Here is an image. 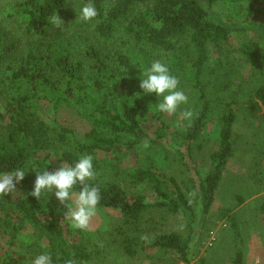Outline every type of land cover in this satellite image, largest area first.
<instances>
[{
    "label": "trees",
    "instance_id": "1",
    "mask_svg": "<svg viewBox=\"0 0 264 264\" xmlns=\"http://www.w3.org/2000/svg\"><path fill=\"white\" fill-rule=\"evenodd\" d=\"M236 1L241 0H91L98 15L84 22L78 14L89 0H0V173L17 168L26 171L12 194L0 196V249L5 239L4 244L20 254L14 258L8 249L3 250L0 264H27L42 253H50L52 264H64L68 259L86 264L99 257L105 248L92 242L85 230L69 226L64 217L67 209L54 192H43L39 200L30 195L36 170H55L50 159H56L59 166L74 165L84 154L93 156L96 178L88 183L100 188L97 208L120 213L114 235L122 251L135 255L140 249L153 250L170 254L173 261H192L195 211L199 210L201 226L205 225L235 152L239 106L235 96H213L209 90L205 70L211 50L229 46L233 28L213 19L208 9L218 2ZM242 1L264 10V0ZM55 12L64 21L60 28L48 19ZM255 29L261 40L249 39L238 45V51L260 71L253 94L264 108V27ZM69 45L78 49L68 50ZM134 59L141 70L128 72ZM153 60L165 63L179 78V88L188 96V103L180 106L195 113L191 122L184 120L182 130L188 151L209 122L218 124L211 168L200 180L192 201L173 177L165 179L153 156H147V164L121 173L134 186L152 189L159 202H148L139 192L131 195L124 185L100 174L107 165L121 170L116 169L118 156L114 153L135 151L145 140L155 143L165 137L162 127L155 140L144 129L151 110L158 111L159 98L139 87L143 71ZM40 99L52 104L54 114L65 106L86 121L89 128L83 137L77 138L72 127L55 118L45 120ZM80 187L74 186L73 193ZM153 206L174 216L185 215L188 237L174 230L141 236L144 214ZM232 209L223 208L217 218L229 221L239 243L243 240ZM259 213L264 228V200ZM28 229L30 237L24 242L21 233ZM199 262L209 264L204 259ZM231 264H245L239 245Z\"/></svg>",
    "mask_w": 264,
    "mask_h": 264
},
{
    "label": "rangeland",
    "instance_id": "2",
    "mask_svg": "<svg viewBox=\"0 0 264 264\" xmlns=\"http://www.w3.org/2000/svg\"><path fill=\"white\" fill-rule=\"evenodd\" d=\"M208 11L213 19L221 20L233 28L229 46L211 50L205 70L209 90L213 96L215 93L224 97L235 96L239 106L234 125L235 152L227 164L214 202L206 215L205 225L201 226L199 210L195 211V230L190 237L193 259L189 264H200V259L209 264H231L236 245L244 251L245 264H264V228L259 213V205L264 200V108L260 107L258 101L256 103L253 94L254 87L258 85L261 77L260 71L238 51V45L249 39L261 40L255 27L263 30L264 10H255L249 3L241 0L218 2ZM67 49L78 48L73 49L69 45ZM135 70H141L137 59H134L131 67L127 69L128 72ZM39 102H43L40 112L45 120L55 118L61 124L72 127L77 138L81 139L89 128L88 123L69 108L61 106L59 112L54 114L52 104L43 99ZM184 109V106H180L177 112L171 115L151 110L144 129L150 140H155L158 129L162 127L165 137L155 140V143L148 141V148H144L142 143L135 151L114 153V156H118L114 161L118 162L116 169L119 167L121 170L117 171L111 165L103 166L100 170L103 179L119 182L131 195L137 192L143 194L148 202H159L161 200L152 189L143 185L134 186L126 176L133 169L147 164V156H153L166 180L173 177L190 201L196 198L197 186L211 168L210 153L217 148L218 124L216 121L209 122L203 136L193 143L188 151L182 139L184 120L180 113ZM178 120L181 121L180 127H177ZM49 162L53 164L54 169L59 167L56 159L52 158ZM123 170L127 171L125 176L121 173ZM75 194L73 193L74 196ZM69 205H72L71 200ZM231 207L232 212L236 214L237 232L243 243L235 241V231L228 220L217 218L223 208ZM187 220L183 214L174 216L162 207L153 206L144 214L145 224L140 235L154 234L159 230H174L183 237H188ZM120 222L118 211L97 208L85 233L92 242L101 244L105 249L101 250L99 257H94L86 264H185L181 260L173 261L170 254L160 251L140 249L135 255L126 254L114 235V229ZM68 223L71 228H75L70 220ZM29 232L30 229L23 231L21 240L27 242ZM4 241L5 239H2L0 253L8 249L14 258H18L20 254L4 244ZM31 261L27 264H31Z\"/></svg>",
    "mask_w": 264,
    "mask_h": 264
},
{
    "label": "clouds",
    "instance_id": "3",
    "mask_svg": "<svg viewBox=\"0 0 264 264\" xmlns=\"http://www.w3.org/2000/svg\"><path fill=\"white\" fill-rule=\"evenodd\" d=\"M98 15L94 4L89 0L84 4L78 14V18L84 22L91 21ZM49 22L57 28H60L64 21L57 12L49 18ZM139 87L145 93H154L159 101L156 103L157 110L168 115L177 112L182 104L188 103V96L179 88V78L171 74L168 66L160 60H153L150 67L143 71ZM195 113L191 109H184L180 116L183 120L191 122ZM181 126V121H177V127ZM149 142L143 141V147L148 148ZM93 156L84 154L74 163V165L61 164L57 169L49 171L36 170L34 187L30 195L41 198L43 192H54L60 205L66 207L64 217L72 225L80 230H88L92 217L96 214L97 205L100 203V188L88 183L96 178V172L93 168ZM26 171L23 168H17L10 172L0 173V196L12 194L16 190V184L22 181ZM79 184L80 190L73 195V188ZM72 205H69V201ZM67 202V203H66ZM31 264H52L50 253H42L32 259ZM64 264H78L75 259H68Z\"/></svg>",
    "mask_w": 264,
    "mask_h": 264
}]
</instances>
